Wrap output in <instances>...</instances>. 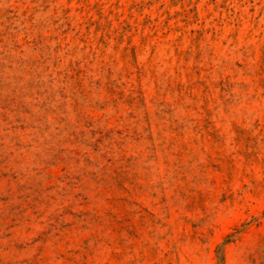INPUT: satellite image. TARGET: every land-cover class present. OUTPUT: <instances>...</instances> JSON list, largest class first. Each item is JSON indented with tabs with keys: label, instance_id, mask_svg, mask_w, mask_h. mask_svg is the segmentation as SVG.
I'll use <instances>...</instances> for the list:
<instances>
[{
	"label": "rangeland",
	"instance_id": "obj_1",
	"mask_svg": "<svg viewBox=\"0 0 264 264\" xmlns=\"http://www.w3.org/2000/svg\"><path fill=\"white\" fill-rule=\"evenodd\" d=\"M0 264H264V0H0Z\"/></svg>",
	"mask_w": 264,
	"mask_h": 264
}]
</instances>
